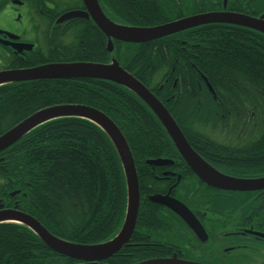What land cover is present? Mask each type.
<instances>
[{
	"label": "trees",
	"instance_id": "16d2710c",
	"mask_svg": "<svg viewBox=\"0 0 264 264\" xmlns=\"http://www.w3.org/2000/svg\"><path fill=\"white\" fill-rule=\"evenodd\" d=\"M123 2L105 6L117 23H167L163 8L148 0ZM100 33L92 40L87 37L88 44L77 36L79 48L76 52L70 48L65 60L117 59L163 103L210 164L233 176H264V33L212 23L145 43L117 40L113 52ZM65 104L90 106L108 115L124 134L135 160L141 202L131 239L137 242L124 245L107 262L137 264L157 255L158 242H139L158 241L167 220L164 207L145 197L163 190L148 174L147 161L180 159L187 170L183 173L195 174L151 108L132 90L108 80L41 79L0 85V135L41 109ZM200 191L197 197L189 190L182 195L191 205L204 202L231 217L260 210L264 224V191L215 189L230 194L212 200H204ZM0 202L32 215L65 240L104 243L120 232L126 217L123 164L114 143L97 124L82 117L57 118L0 153ZM76 263L51 250L28 226L0 223V264Z\"/></svg>",
	"mask_w": 264,
	"mask_h": 264
},
{
	"label": "water",
	"instance_id": "95a60500",
	"mask_svg": "<svg viewBox=\"0 0 264 264\" xmlns=\"http://www.w3.org/2000/svg\"><path fill=\"white\" fill-rule=\"evenodd\" d=\"M86 11H71L60 20L85 17L94 20L102 32L109 38L108 50L113 51V40L127 43H145L164 38L178 32L212 23H227L247 27L264 33V16L261 18L230 12H210L184 17L155 26H131L112 21L101 8L98 0H84ZM92 78L108 80L127 87L136 93L157 115L167 130L176 149L192 172L208 186L224 191L251 192L264 190V176L242 178L225 174L211 165L190 144L184 132L163 103L140 80L127 71L117 59L111 63L100 62H55L27 69L0 72V85L28 80ZM212 90V88H211ZM82 117L101 127L114 143L123 164L127 182V212L120 232L111 240L94 245L79 244L60 238L51 233L37 218L16 208L4 209L0 205V223L14 222L32 229L54 252L78 261L76 264H110L109 258L117 254L128 244L136 229L141 202L139 177L130 146L117 124L105 113L86 105L65 104L41 109L22 122L0 135V153L16 143L34 128L45 122L61 117ZM152 165L173 163L168 158L150 159ZM15 194V193H13ZM150 201L166 206L182 219L205 240L207 233L196 215L182 201L171 195L156 194ZM264 237V234H262ZM137 264H201L180 261L177 256L171 259H148Z\"/></svg>",
	"mask_w": 264,
	"mask_h": 264
},
{
	"label": "flooded vegetation",
	"instance_id": "af4514ba",
	"mask_svg": "<svg viewBox=\"0 0 264 264\" xmlns=\"http://www.w3.org/2000/svg\"><path fill=\"white\" fill-rule=\"evenodd\" d=\"M98 2L112 21L114 18L105 6L124 4L123 0H98ZM148 2L163 8L164 19L167 22L210 12L240 13L257 18L264 16V0H148ZM86 10L84 0H0V14L5 16L10 13L12 15L14 12L17 21L18 18H21L22 13H27L26 23L29 21L37 30L29 39L22 31H12L0 26V72L27 69L55 62L84 61H66L65 55L68 54L70 48H72L71 52H76L79 48L76 46L77 42L79 43L77 36L82 37L80 39L82 44L83 42L88 44L87 37L92 40L94 36H97L96 33H100L102 30L92 17H77L61 22L60 20L67 12ZM18 13L21 15L18 16ZM106 38L108 50L109 38L107 36ZM116 41L113 40L114 49ZM40 61H44V63H40ZM170 160L173 163L167 165H152L147 161L150 166L148 174L155 176V183L157 181L156 184H161L163 190L145 197L169 194L182 201L200 220L207 233V238L201 239L181 216L162 205L167 220L165 224L161 225L164 228L160 234L161 238L158 241H152V239L139 241L150 242L146 245L158 242L157 245L153 244L160 247L159 253L144 260L171 259L177 256L180 261L201 264H264V237L262 236L264 224L260 210L253 212L254 210L249 209L248 214H234V217H231V214L223 213L220 208L206 207L204 202H194V205H191L187 200L188 196L182 195L183 191L188 192L189 190V195L195 192L194 197H197L195 194L202 190L200 192L204 200H212L217 196H228L230 193H226L228 195L218 193L215 191L216 188L208 186L196 175L184 174L183 172H187V170L180 159ZM185 183L193 189L187 188ZM207 187L213 188L214 191ZM151 190L153 191V189ZM261 191L264 190L251 192L260 193ZM0 205H3L4 209H11L6 207L3 202H0ZM130 242L137 241L131 239Z\"/></svg>",
	"mask_w": 264,
	"mask_h": 264
},
{
	"label": "rangeland",
	"instance_id": "374dc122",
	"mask_svg": "<svg viewBox=\"0 0 264 264\" xmlns=\"http://www.w3.org/2000/svg\"><path fill=\"white\" fill-rule=\"evenodd\" d=\"M19 15L21 14L18 13V16ZM16 18L17 16H15L14 12L12 13V15H10V13L5 16H3V14H0V26L12 31H22V33H26V36L31 39L33 36V32L37 30L35 26H33L29 21H27L26 23V20H28V14L22 13L21 18H18L17 21L15 20Z\"/></svg>",
	"mask_w": 264,
	"mask_h": 264
},
{
	"label": "bare ground",
	"instance_id": "6f19581e",
	"mask_svg": "<svg viewBox=\"0 0 264 264\" xmlns=\"http://www.w3.org/2000/svg\"><path fill=\"white\" fill-rule=\"evenodd\" d=\"M49 64V63H48ZM42 65H44V64H42ZM40 66V65H39ZM156 115V114H155ZM157 116V115H156ZM28 118V117H27ZM25 120V119H24Z\"/></svg>",
	"mask_w": 264,
	"mask_h": 264
}]
</instances>
